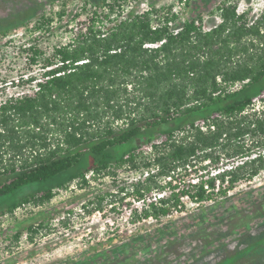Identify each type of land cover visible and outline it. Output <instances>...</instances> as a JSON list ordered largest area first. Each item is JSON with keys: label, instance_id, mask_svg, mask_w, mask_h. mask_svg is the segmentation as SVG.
I'll use <instances>...</instances> for the list:
<instances>
[{"label": "trees", "instance_id": "1", "mask_svg": "<svg viewBox=\"0 0 264 264\" xmlns=\"http://www.w3.org/2000/svg\"><path fill=\"white\" fill-rule=\"evenodd\" d=\"M219 11L207 32L191 20L173 34L143 13L55 48L34 93L0 103V215L130 169L142 203L132 217L158 221L183 212L182 198L213 201L264 173V14ZM29 51L34 64L41 52ZM203 163L198 184H173ZM254 247L243 254H264V238Z\"/></svg>", "mask_w": 264, "mask_h": 264}, {"label": "rangeland", "instance_id": "2", "mask_svg": "<svg viewBox=\"0 0 264 264\" xmlns=\"http://www.w3.org/2000/svg\"><path fill=\"white\" fill-rule=\"evenodd\" d=\"M222 7L245 13L251 22L264 14V0H0V103L33 94L43 60L89 29L105 32L119 20L148 13L153 27L167 19L177 29L194 20L207 32L221 23ZM30 47L41 52L34 64ZM254 105L260 109L264 102ZM205 164L177 173L173 184H198L206 178ZM138 178V172L122 169L86 187L74 182L55 190L44 204L0 215V264H224L250 247L255 251L264 238V173L213 201L182 198L183 212L158 221L132 217L142 207L132 191ZM254 251L237 264H264V254Z\"/></svg>", "mask_w": 264, "mask_h": 264}, {"label": "built area", "instance_id": "3", "mask_svg": "<svg viewBox=\"0 0 264 264\" xmlns=\"http://www.w3.org/2000/svg\"><path fill=\"white\" fill-rule=\"evenodd\" d=\"M167 25H168L170 31H171L173 34H177V33L180 31V29H181V27H180V28H177V29H173V28H171V27H173V26H171L172 24H171L170 21L167 22ZM207 31H209V30H207ZM148 47H149V46H148ZM260 97H262V98L264 97V92L262 93V95H261ZM200 125H203V122H200Z\"/></svg>", "mask_w": 264, "mask_h": 264}]
</instances>
